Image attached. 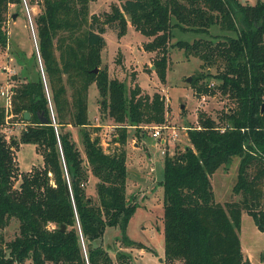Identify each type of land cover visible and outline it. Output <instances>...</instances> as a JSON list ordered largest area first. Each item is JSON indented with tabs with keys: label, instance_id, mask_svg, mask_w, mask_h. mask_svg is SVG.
<instances>
[{
	"label": "trees",
	"instance_id": "1",
	"mask_svg": "<svg viewBox=\"0 0 264 264\" xmlns=\"http://www.w3.org/2000/svg\"><path fill=\"white\" fill-rule=\"evenodd\" d=\"M88 1H36L40 11L33 26L47 96L39 71L35 69L29 78L23 54H16L26 80L11 90V113L24 127L17 139H6L0 129V230L14 219L17 233L8 241L0 236V264H113L99 244L106 228L113 230L119 244L142 248L126 234L128 220L138 207L125 194L126 128L161 123L166 109L162 96L140 95L138 85L126 95L123 84L109 79L106 68L99 67L105 25L115 27L121 36L127 19L135 30L151 37L143 48L156 53L152 65L161 81L171 25L206 31L220 23L235 31L215 35L217 40L175 42L202 60V66H215L216 73L206 75L219 80L217 90L235 106L222 114L221 127L199 112L198 125L186 130L190 146L163 157L159 181L163 260L166 264H251L242 252L239 231L245 212L264 232V209L256 189V178L264 176V0L253 4L240 0H117L99 21L93 13L87 18ZM11 3L18 6L21 0H0L2 47L6 43L4 12ZM30 58L35 66V53ZM202 77L192 78L190 86L198 93H212L199 83ZM90 84L101 97L102 111L116 123L113 141L118 148L112 152L105 151L98 137L86 129ZM25 111L28 120L23 119ZM38 117L46 122L40 123ZM4 118L0 106V128ZM69 127L81 131L84 160ZM21 144L35 147L42 159L40 167L17 172L13 151ZM234 156L240 160L232 190L240 199L220 204L209 178ZM251 168L257 172L250 177ZM88 172L96 178V203L84 194ZM15 178L19 179L17 187L13 186ZM115 259L125 262L129 255L116 250Z\"/></svg>",
	"mask_w": 264,
	"mask_h": 264
},
{
	"label": "rangeland",
	"instance_id": "2",
	"mask_svg": "<svg viewBox=\"0 0 264 264\" xmlns=\"http://www.w3.org/2000/svg\"><path fill=\"white\" fill-rule=\"evenodd\" d=\"M36 1L27 3L26 0H21L18 6L11 3L4 12L2 25L6 33V43L3 47L0 45V106L6 117L0 129L6 139L9 137L17 139L20 130L24 127V123L17 116L9 117L5 112L4 95L1 94V92L4 94L7 92L10 95L12 88L26 80L23 78L22 69L16 60V54L18 52L23 54L22 58L24 66L29 71L27 74L29 78L32 77V72L35 69L39 71L37 61L34 66L30 58L31 53L35 51L34 39L36 42L33 19L40 11L39 2ZM240 1L253 4L257 0ZM114 2L118 3L117 0H89L87 18L93 13L99 21L102 19L103 12L110 11L111 4ZM125 19H127L126 15ZM182 25L184 24H181L180 27L174 25L169 27L166 42V70L163 81L159 80L153 70L152 63L156 58V53L143 48V44L151 37L135 30L128 19L125 33L121 36L117 35L115 27L105 25V30L102 33L105 44L100 51L99 67L106 68L109 79L123 84L126 95L134 85H138L140 95L150 96L153 93H158L162 96L166 109L164 119L178 132V139L174 141L173 148L169 146L168 153L170 155L190 146L186 130L198 125L197 115L199 112L210 116L221 127L223 124L222 114L226 113L231 108L230 106H235L231 98L217 90L219 80L206 75V73L214 75L216 73L215 66H202V60L192 53H186L183 48H179L175 44L177 40L192 41L196 38L217 40L219 37L215 35L235 34V31L228 30L220 23L210 25L206 31H195L186 28L187 26L182 27ZM55 55H57V49ZM199 74L204 76L199 79V83L206 84L212 93H198L190 86L192 78ZM188 77L189 81L187 82ZM100 99L94 84H90L87 89L89 125L86 126V129L92 137H98L105 151L112 152L118 148V144L113 141L117 133L116 123L102 111ZM140 125H144V123ZM68 129L71 133V140L84 160L80 129L77 127ZM124 149L128 166L125 194L127 198L133 199L138 204L128 220L126 234L135 243L141 244L142 248L125 247L119 244L113 239L111 228L105 229L99 244L108 252L113 264H166L162 254V190L159 185L162 177L163 155L159 153V149L154 148L152 140L148 136V129H142V127L129 126L126 128ZM13 157L17 172L42 165L41 156L35 151L32 144H21L17 151H13ZM239 160L238 156H234L229 164L219 167L209 178L214 199L220 204L240 199V194H236L232 190L237 180ZM256 172V168L249 169L250 177ZM256 179V189L260 192V207L264 209V176ZM18 183L19 179L15 178L13 186L17 187ZM95 183L96 178L88 172L83 188L85 196L92 203L97 202ZM49 227H51L50 224ZM16 233L17 222L14 219H10L8 224L0 230L3 241L12 239ZM239 238L251 264H264V232L257 229L251 216L247 213L244 214L241 222ZM116 250L128 254L129 259L125 262H118L115 259ZM23 264L30 263L25 261ZM172 264H179V262L174 261Z\"/></svg>",
	"mask_w": 264,
	"mask_h": 264
},
{
	"label": "built area",
	"instance_id": "3",
	"mask_svg": "<svg viewBox=\"0 0 264 264\" xmlns=\"http://www.w3.org/2000/svg\"><path fill=\"white\" fill-rule=\"evenodd\" d=\"M1 94L4 95L3 107L5 112L9 115V117H14V115L11 113L10 95L7 92H5V94L1 92ZM136 127L148 129V136L152 140L154 148L159 149V153L163 155V157L166 155L171 156L168 153L169 146L173 148L174 141L178 139V132L173 125L168 124L164 119V121L161 123H150L144 125L139 124Z\"/></svg>",
	"mask_w": 264,
	"mask_h": 264
},
{
	"label": "water",
	"instance_id": "4",
	"mask_svg": "<svg viewBox=\"0 0 264 264\" xmlns=\"http://www.w3.org/2000/svg\"><path fill=\"white\" fill-rule=\"evenodd\" d=\"M12 17H14V14H12ZM32 35H33V32H32ZM34 47H35L34 48V50H35L34 53H35V57H36V61H37V66L39 68L40 77H41V80H42V83H43V87H44V90H45L46 96H47L45 81L43 79L42 68H41V65H40V59H39V55H38V51H37L35 39H34ZM92 71L95 73L96 72V68H94ZM186 81L187 82L189 81V77L186 79ZM48 105H49V103H48ZM49 107H50V105H49ZM263 107H264V104H263ZM22 115H23V119L24 120H28L29 119V113L28 112L25 111V112H23ZM38 120H39L40 123H45L46 122V119L45 118H42V117H38ZM77 227H78V225H77ZM59 230L60 231H63L64 230V225H60ZM80 242H81V246L83 248V244H82L81 237H80ZM158 260L161 261L160 258Z\"/></svg>",
	"mask_w": 264,
	"mask_h": 264
},
{
	"label": "crops",
	"instance_id": "5",
	"mask_svg": "<svg viewBox=\"0 0 264 264\" xmlns=\"http://www.w3.org/2000/svg\"><path fill=\"white\" fill-rule=\"evenodd\" d=\"M88 92H89V90H88ZM94 93V92H93ZM89 96V95H88ZM125 166H126V169H128V166H127V158H126V160H125ZM160 189H161V187H160ZM161 214H162V211H161ZM244 214H245V212H242V216H241V222H242V219H243V217H244ZM162 227V226H161ZM241 248H242V246H241ZM242 252H243V254H244V256H248L247 255V253L243 250V248H242ZM162 254H163V250H162ZM159 259V258H158Z\"/></svg>",
	"mask_w": 264,
	"mask_h": 264
}]
</instances>
